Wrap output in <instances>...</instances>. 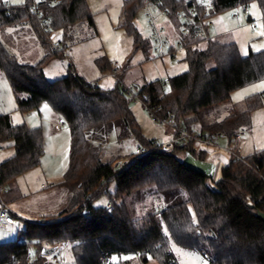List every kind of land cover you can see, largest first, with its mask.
<instances>
[{
	"label": "trees",
	"instance_id": "1",
	"mask_svg": "<svg viewBox=\"0 0 264 264\" xmlns=\"http://www.w3.org/2000/svg\"><path fill=\"white\" fill-rule=\"evenodd\" d=\"M4 1L0 0V31L10 25H27L46 51L36 63L20 62L0 40V71L10 83L21 113L46 102L68 126V167L57 183L78 188L82 197L58 213L24 219L23 240L0 242V264H55L50 259L52 253L43 254L41 249L58 248L66 240L72 264H104L105 258L106 264H146L150 258L156 264H179L171 242L186 249H202L213 264H264V222L256 216L257 211L264 212V148L244 157L232 155L221 166L220 177L211 183L212 178L183 165L176 156L189 151L204 159L203 151L195 152L193 140L167 150L139 134L126 90L118 82L101 87L87 81L71 63L65 75L51 80L45 77L44 60L59 53L50 46L42 18L47 17L50 27L62 35L76 23L93 25L86 0H39L36 11L29 9V0L20 4L8 1L9 8L3 7ZM250 1H257L264 10V0H122L120 26L132 34L135 45L142 40L134 18L145 3L165 10L176 21L181 13L188 17L176 24L181 45L188 47L187 69L167 81L145 82L135 92L150 108L158 106L157 113L173 129L185 125L190 132H220L232 141L248 124L252 110L264 105V91L258 92L246 96L242 108L231 105L222 117L206 119L207 111L229 99L233 90L264 79V48L241 55L234 41L209 37L202 28L209 16L247 6ZM202 31L207 35L204 47L192 48L205 39L200 36ZM102 61V70L115 69L109 61ZM112 126L118 128V138L133 134L139 140L137 147L145 149L142 154L130 153L121 169L113 167L114 160L102 161L93 142H102ZM5 139L11 140L15 151L0 162V189L38 165L44 148L39 127L13 124L9 115L2 113L0 141ZM111 181L115 189L107 192V204L95 205L94 199L106 193ZM145 188L175 194L177 199L158 213L132 217L123 198ZM30 245L36 246L34 256ZM126 254L132 257L123 258Z\"/></svg>",
	"mask_w": 264,
	"mask_h": 264
},
{
	"label": "rangeland",
	"instance_id": "2",
	"mask_svg": "<svg viewBox=\"0 0 264 264\" xmlns=\"http://www.w3.org/2000/svg\"><path fill=\"white\" fill-rule=\"evenodd\" d=\"M7 1L12 4L25 2V0ZM86 2L92 14L93 25L86 21L76 23L65 35L56 29H52L54 34L51 37L44 32L52 49L51 39L60 40V47L56 50L59 54L43 62L45 77L51 80L65 75L67 66L71 63L81 75L84 74L87 79H91L101 87H112L116 82L123 84L130 89V92H126V97L139 134L144 139H154L158 144L163 145L172 137L174 131L172 125L166 121L152 120V113L147 105L137 98L135 92L136 87L145 82L156 79L165 81L187 69L185 58L188 47L176 45L178 41L176 24L177 21L182 24L188 17L181 13L176 21L175 16L169 17L165 10L148 3L147 7L144 6L138 10L134 18V24L142 40V43L135 45L132 34L120 26L122 0H86ZM148 11L155 25L162 29L161 36L167 41L161 49V55L154 50ZM207 21H210L211 26H207ZM204 22L202 28L203 30L208 28V36L222 42L234 41L241 55L264 48V10H261L257 1H250L247 6L239 5L213 14ZM205 35L203 31L200 33L201 37ZM206 39V37L201 38L191 47L203 48ZM0 40L10 54L20 62L36 63L44 58L46 49L27 25L5 27L0 31ZM171 46L173 51L169 52ZM102 59L109 61L115 69L102 70L100 68ZM263 91L264 79L237 88L231 92L229 99L209 109L206 119L213 121L222 117L231 105L242 108L246 96ZM2 113H7L13 124L25 123L26 125H38L36 123L39 116H43L38 127L42 126L44 148L38 165L18 174L0 189V201L7 203L14 215L13 224L5 228L0 226V242L14 238L23 240L24 237L20 232L24 225L22 218L28 216L29 220H36L45 213H58L82 197L78 188H68L64 184L57 183L64 178L67 171L70 146L69 128L62 117L55 115L56 113L46 102H42L37 109L21 113L17 109L11 85L3 73L0 77V114ZM52 114L61 122L62 129L54 137L58 145L50 148L51 139L47 136L53 133L48 130L55 120L52 119ZM153 114L161 118L157 112ZM238 132L237 137L234 136L232 141H228L224 134L217 136L214 139L216 145L194 141L195 152L203 151L204 160L211 161L215 165L211 183L220 177L221 166L226 164L232 155L244 157L255 150L264 148V105L252 110L248 124ZM205 133L210 132L205 131ZM93 142L99 147V157L102 161L116 162L127 159L128 155L137 148L139 140L133 134L118 138V128L112 126L102 142L95 139ZM227 148L232 150L233 154L227 152ZM14 151L11 140H1L0 162L12 156ZM114 189V182H109L106 193L96 196L93 203L100 206L106 205L107 192H113ZM176 199L175 194L157 193L152 188L134 191L123 198L132 217H140L149 212L158 213L160 209L175 202ZM3 235L5 238H2ZM170 249L179 264H210L202 249H186L173 242L170 243ZM29 250L34 256L36 246L30 245ZM122 257L131 258L132 254L122 255ZM72 261L70 250H67L62 264H72ZM146 264H156V261L150 258Z\"/></svg>",
	"mask_w": 264,
	"mask_h": 264
},
{
	"label": "built area",
	"instance_id": "3",
	"mask_svg": "<svg viewBox=\"0 0 264 264\" xmlns=\"http://www.w3.org/2000/svg\"><path fill=\"white\" fill-rule=\"evenodd\" d=\"M38 1L39 0H29L28 1V7L30 10L32 11H36L37 8H38ZM50 3V1H49ZM147 4L148 3H145L144 6L147 7ZM3 7L5 8H9L10 5H9V2L7 0H5L3 2ZM148 14V22L149 24L151 25V33H152V37H153V42H154V50L158 53V55H161L162 54V47L163 45L167 44V41L161 36V28H158L156 25H155V22L153 20V18L151 17L149 11L147 12ZM210 21H207V26H211V23H209ZM42 29L43 31L48 34L49 37H51L54 32H52V28L50 27V23H49V19L47 17H43L42 18ZM205 37H207V35H205ZM60 40H54V39H51V44H52V47L53 49L55 50H58V48L60 47ZM177 46H181V41H180V38L178 36V41L176 43ZM171 49L173 48V46L170 47ZM0 76H2V73L0 71ZM167 81V80H166ZM122 86L124 87V89L126 90V92H130V89L125 87L123 84ZM139 98V97H137ZM140 99V98H139ZM147 108L149 109V111L152 113L151 115V119L154 120V121H159V122H163L165 120H163L162 118L156 116L153 114V112H157L159 107L158 106H152L151 108L149 106H147ZM60 126H61V123L57 122V123H54L53 124V127L54 129L58 130L60 129ZM239 132H237L235 134V138L237 137V134ZM221 135L220 132H211V133H205V132H202V131H197V132H190V130L187 128V126L185 125H180V126H177L174 131H173V134H172V137L167 140L163 146L169 150L174 144L176 143H182L184 142L185 140H193V141H202L204 143H207L209 145H216L214 139ZM227 152H232V150L230 149H226ZM143 152H145V149L142 148V147H137L135 149V153L136 154H142ZM233 154V152H232ZM176 156L178 157H181L182 158V155L179 154V153H176ZM129 161V159H123V160H120V161H116L113 163V167L114 168H117V169H121L123 168V166L125 164H127ZM14 222V215L12 213V211L9 209V207L7 206V203L3 202V201H0V226L1 227H5L7 226L8 224H11ZM69 247V241L66 240L63 242V244H61L58 248H56L55 250V253H52L51 256H50V259L53 263L55 264H62L64 261H65V252L67 251ZM206 257H207V260L209 261L210 264H213V259L211 256H209L208 254H205ZM108 262V260L105 258L103 260V263L106 264Z\"/></svg>",
	"mask_w": 264,
	"mask_h": 264
},
{
	"label": "water",
	"instance_id": "4",
	"mask_svg": "<svg viewBox=\"0 0 264 264\" xmlns=\"http://www.w3.org/2000/svg\"><path fill=\"white\" fill-rule=\"evenodd\" d=\"M181 163L188 168L195 170L208 178H212L215 171V165L211 161L197 158L191 152L186 151L182 158ZM256 216L264 222V212L257 211ZM56 247H42L41 252L43 254H51L55 251Z\"/></svg>",
	"mask_w": 264,
	"mask_h": 264
},
{
	"label": "crops",
	"instance_id": "5",
	"mask_svg": "<svg viewBox=\"0 0 264 264\" xmlns=\"http://www.w3.org/2000/svg\"><path fill=\"white\" fill-rule=\"evenodd\" d=\"M250 20V19H249ZM207 33H208V28H207V31H206ZM209 34V33H208ZM207 34V35H208ZM220 35H222V34H220ZM209 37H212V36H209ZM215 37V36H214ZM67 44H68V42H67ZM63 45V44H62ZM64 46V45H63ZM82 76L87 80V81H90V82H93L91 79H87L86 78V76H84V74H82ZM0 77H2V76H0ZM59 77V76H58ZM55 115H57V114H55ZM54 114H52V119H55L52 123L54 124V123H57V122H59V123H61L60 121H58V120H56V116H55ZM43 118V116H39V120H38V122L36 123V124H38L39 125V122H41V120H43L42 119ZM51 119V120H52ZM46 120V119H45ZM10 121H11V119H10ZM12 122V121H11ZM38 125H31V124H28L27 126H29V127H38ZM39 128H41V130H42V126H39ZM46 130H47V127L45 128ZM61 129H62V126H60V129H58V130H56V129H54V127H53V125L51 126V127H48V130H49V132H53L52 133V135L51 136H47L48 138H50L49 140H50V142H49V146H50V148H52V147H55L56 146V144L58 145V143H57V141L55 140V136H56V134H58L59 132H61ZM43 133V132H42ZM44 137V136H43ZM43 141H44V139H43ZM42 185V184H41ZM26 216V215H25ZM24 219H29V217L28 216H26V218H22V220H24ZM11 224H13V223H11ZM11 224H8V225H11ZM5 228V227H4ZM2 238H5V236L3 235V237Z\"/></svg>",
	"mask_w": 264,
	"mask_h": 264
}]
</instances>
